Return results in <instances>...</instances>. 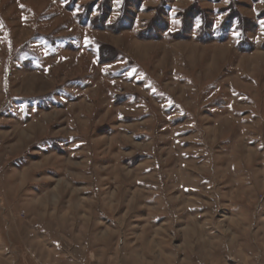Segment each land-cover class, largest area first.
Instances as JSON below:
<instances>
[{"label": "rangeland", "instance_id": "obj_1", "mask_svg": "<svg viewBox=\"0 0 264 264\" xmlns=\"http://www.w3.org/2000/svg\"><path fill=\"white\" fill-rule=\"evenodd\" d=\"M0 264H264V0H0Z\"/></svg>", "mask_w": 264, "mask_h": 264}, {"label": "trees", "instance_id": "obj_2", "mask_svg": "<svg viewBox=\"0 0 264 264\" xmlns=\"http://www.w3.org/2000/svg\"><path fill=\"white\" fill-rule=\"evenodd\" d=\"M139 7H140V5H139ZM166 9H167V11L166 12H168V19H169V23H168V27L166 28V30H165V32L166 33H168V32H171V30H172V27H173V24H172V22L170 21V8H169V6L166 4ZM180 14V13H179ZM183 17L181 16H179L178 15V17L176 18L175 17V19H177V20H179L180 21V24H181V26H182V28L180 29V30H177L176 32H173V35L174 34H179V33H182L184 30H183V19H182ZM204 18H205V16H203V14H200L199 16H195L194 18H193V20H192V26H191V32H192V35H193V37L195 38V39H198L199 38V36H202V33L204 32H206V28H205V26H204V23H203V21H204ZM235 23L236 22H234V23H232V24H230V26H231V28L233 27V26H235ZM200 25V26H199ZM174 29V28H173ZM215 33H213V35H214Z\"/></svg>", "mask_w": 264, "mask_h": 264}, {"label": "crops", "instance_id": "obj_3", "mask_svg": "<svg viewBox=\"0 0 264 264\" xmlns=\"http://www.w3.org/2000/svg\"><path fill=\"white\" fill-rule=\"evenodd\" d=\"M169 6V8H170V21L172 22V24H173V27H172V29L174 28V26L177 24H180V21L179 20H177V19H175V17L177 18L178 17V15H179V13H180V10H179V8L178 9H176V8H173V4H169L168 5ZM145 8H147V6H146V3L145 2H141L140 3V7H139V11H142L143 9H145ZM173 11H175V15L173 16ZM144 12H146V11H144ZM172 13V14H171ZM176 29V28H175Z\"/></svg>", "mask_w": 264, "mask_h": 264}, {"label": "snow or ice", "instance_id": "obj_4", "mask_svg": "<svg viewBox=\"0 0 264 264\" xmlns=\"http://www.w3.org/2000/svg\"><path fill=\"white\" fill-rule=\"evenodd\" d=\"M116 2H117V3H119V2H120V0H116Z\"/></svg>", "mask_w": 264, "mask_h": 264}]
</instances>
